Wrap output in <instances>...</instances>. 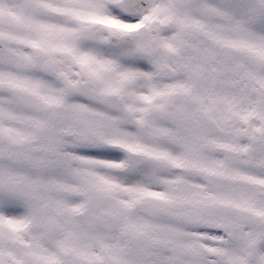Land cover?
<instances>
[{"label": "flooded vegetation", "instance_id": "1", "mask_svg": "<svg viewBox=\"0 0 264 264\" xmlns=\"http://www.w3.org/2000/svg\"><path fill=\"white\" fill-rule=\"evenodd\" d=\"M166 3L167 13L123 17L110 29L0 0V264H264V0H198L187 13ZM50 22L66 28L54 33ZM94 41L120 48L118 60L95 63ZM90 90L116 93L123 109L89 100ZM193 104L198 121L180 109ZM161 129L169 142L209 151L199 171L217 230L227 228L217 232L220 259L201 247L191 254L188 243L161 247L170 238L157 237V220L143 210L123 146ZM110 139L122 154L114 169L96 157ZM239 211L262 229L244 260L228 253L244 227L234 224Z\"/></svg>", "mask_w": 264, "mask_h": 264}, {"label": "rangeland", "instance_id": "2", "mask_svg": "<svg viewBox=\"0 0 264 264\" xmlns=\"http://www.w3.org/2000/svg\"><path fill=\"white\" fill-rule=\"evenodd\" d=\"M59 1L61 4L60 8L66 12L67 17H79L75 14L85 12L83 10L86 8L91 9V12H95L93 13L94 16L103 15V17H115L113 18L114 20H121L123 17H130L126 16L120 10L118 5L119 0ZM66 1L72 2L71 7L66 6L69 4L66 3ZM165 1L166 0H153V8L148 9L145 13H154L153 10H156V13L159 14L165 13L167 11V6L164 4ZM196 1V3H192L193 0H174V10L177 13H187V9L195 10V7H200L196 5L198 0ZM17 2L21 5L20 1ZM26 2L30 8L33 3L55 6L54 0H26ZM27 17L29 16L27 15ZM33 22L38 24V19L33 20ZM47 24H50V29H53L54 33L57 31L56 29L66 28L65 25H62L60 28L58 22H50ZM93 48L94 62L97 64L108 63L110 65L118 60V51L120 48L112 51L113 49L107 45L98 44L95 41L93 42ZM183 106H186V104L183 103ZM180 109H186V112L183 113L186 118L198 121V104H193L192 106H187L186 108L182 107ZM167 111L163 112L165 113V118L169 117V111ZM175 115L176 113H174V116ZM170 119L171 118L169 117L167 122H169ZM166 123L163 125H166ZM191 124L197 125L194 121L191 122ZM140 132H137V136H135L140 137V139L132 138L129 142H132L133 144H141V146L124 144L125 146L123 147H128L129 151L128 153L126 152L127 156L132 158V165L130 167V170L132 171L131 173L140 175L143 210L145 212H149L147 214L149 215V219L153 218L157 220V237L170 238L168 243H160L161 247H173L175 242L178 241L179 243L190 244L191 254L201 253L199 251L200 247L208 253V249L211 245L219 249L221 253L225 252L222 249V238H220V236L216 233L214 234V230L212 228L217 224V216L219 214L208 211V206L213 205L212 194L204 188H201V184H203V177L199 170L201 168V164L206 163L207 160L204 157L209 151L201 149L202 147L199 144L177 143L175 139H173L174 142H169L171 140L168 141V139H165L166 137L164 138L162 135V129L161 132H158L159 135L154 131L156 135L155 140L153 141L152 139H149L152 137L149 131ZM180 134L185 135L187 133L177 132L178 136ZM188 136L191 135L188 134ZM108 141L110 140H107L105 143L108 148L104 145L97 147L103 149L98 150L100 152H97L96 157L105 158V163L108 167L114 169L120 167L115 164L118 163L119 157H122V154L118 151V148H114L112 147L113 145H109ZM114 160H116V162H114ZM183 162L187 165L189 164V169L185 170V166L182 167ZM14 171H18V168L15 167ZM40 173L45 172L40 171L38 174ZM38 174L34 172L29 173L30 176L37 178L39 177ZM201 191L204 194H207V197H198ZM196 198L199 200L202 199L201 204L200 202H196ZM188 200L189 203H182L184 201L188 202ZM186 216H188V220L185 221L184 225L181 226L177 223L172 224L182 221V218L185 219ZM246 216L247 217H245V214L240 211L237 213L236 218L234 219V224L238 225L240 222H243L242 224L244 227L237 229V239L228 245V247L235 248V251L228 253L237 254V260L243 259L242 254L247 249V240L250 239L249 237L253 234V237H255L257 233L262 230L256 227L254 218L251 217L252 215L247 214ZM197 243H202V245L198 246L196 245ZM224 243H227V241ZM243 262L244 261H240L238 263L240 264ZM222 264H225V262H222Z\"/></svg>", "mask_w": 264, "mask_h": 264}, {"label": "water", "instance_id": "3", "mask_svg": "<svg viewBox=\"0 0 264 264\" xmlns=\"http://www.w3.org/2000/svg\"><path fill=\"white\" fill-rule=\"evenodd\" d=\"M144 1H146V3L148 4L147 0H144ZM121 4H122V7L125 10H129V11L137 10V7H136L137 5H135V1L134 0H122ZM39 9L41 10V13L46 14V15H50L51 12H54V11L49 10V9H42V8H39ZM54 16H56V15H54ZM94 98L96 100L101 101V102H107V99H105L104 96H99V97H94Z\"/></svg>", "mask_w": 264, "mask_h": 264}]
</instances>
